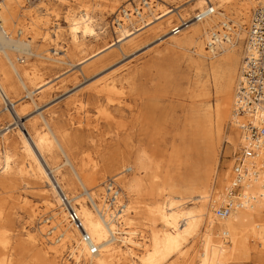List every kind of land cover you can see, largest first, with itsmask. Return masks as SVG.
<instances>
[{
	"label": "bare ground",
	"instance_id": "obj_1",
	"mask_svg": "<svg viewBox=\"0 0 264 264\" xmlns=\"http://www.w3.org/2000/svg\"><path fill=\"white\" fill-rule=\"evenodd\" d=\"M128 1L39 0L37 3L40 5L36 9L28 6L23 9L22 0L0 1V103H3L0 113L8 119L6 126L15 135L10 143L0 145V185L7 179L13 180L15 177L12 176L21 179L24 189L28 188L27 179L35 184H44L49 192L41 194L43 206L51 210L48 219L42 218L36 229H30L31 226L23 228V236L39 246L38 255L43 264H69L68 259H72L70 264H165L173 257L176 258L175 263L178 260L184 264H234L239 256H248L253 264H264V167L256 181L245 183L240 190V197H249L247 205L236 208L225 218H218L212 208L214 203H219L224 197L235 163L233 154L240 147L248 145L249 136H245L248 132L244 130V125L250 119L253 125L260 120V113L252 119V116L234 112L235 90L241 66L236 74L237 58L234 55L238 42H244L245 24L259 0H186L175 7L172 5V8L167 7V4L181 0H150L146 16L141 22H125L123 27L116 30V40L87 52L90 47L86 42L90 39L98 41L106 36L104 24L99 25L103 18L115 12V6ZM57 2L67 6L63 16L66 26L64 29L55 24V28L49 30L50 19L59 14L56 7L51 6ZM206 2L213 6V15L204 21L191 23L192 26L183 32L180 40L172 41L169 48L192 49L197 57L210 60L225 54L234 59L228 80L219 78L216 83L218 99L215 103L199 102L191 106L192 122L186 126L191 131V139L199 146L197 151L200 156L194 166L198 170L197 176L189 178L188 184L182 188V184L173 182L167 172L159 173L155 156L148 153L146 146L140 147L127 166L124 165V158L119 159V163L125 166L124 171L131 173L129 176L119 174L114 177L115 180H121V188L126 194L119 195L117 199L123 209L114 211L106 203L104 189L102 194V190L96 192L86 187L81 171H84V164L77 168L65 147L67 132L55 129L51 118L38 106L45 86L55 80L42 79L41 68L22 65L24 56H34L40 59L41 66L49 68L65 65L69 69L64 74L72 70L83 74L98 62L96 57L103 52L115 47L124 54L122 45L134 42L133 38L141 30L144 29L146 34L156 29L162 30L173 23L174 15L178 20L189 19ZM35 10L38 12L35 13ZM229 10L232 17L224 13ZM219 17L222 18L218 22L226 20L231 23L232 41L230 44H221L216 54H210L205 48L206 37L208 31L218 25L215 19ZM37 36L43 43L51 37L52 46L45 47L42 44L37 46L38 49H32ZM62 36H66L67 42ZM74 58L77 60L74 61ZM242 58L243 55L241 63ZM232 80L234 85L231 84ZM116 89L109 78H105L102 83L96 82L93 87L96 93L110 95L109 103L112 99L110 93L116 94ZM21 91H24L23 96L15 100L10 98L12 94L20 95ZM22 98L28 101L20 102L17 107L15 103ZM7 104L13 105L15 118L7 110ZM78 105L80 109L85 106L82 103ZM29 107L33 108L27 111ZM99 113L111 118L104 108ZM26 116L28 118L22 121ZM83 116L87 120L86 115ZM77 120L82 122L80 118ZM7 138L3 137L2 140L5 142ZM222 140L226 142L225 155L229 149L232 152L231 157L223 162L220 159ZM54 150H58L61 160L53 159L51 153ZM171 150L178 157L177 148L172 146ZM256 156L260 168L264 149L258 151ZM249 160V157L246 158L244 165ZM64 166L80 186V192L72 194L65 180L60 178ZM183 193L188 194V197L183 196ZM142 196L151 197L152 202L139 205L140 200L137 199ZM16 200L17 204L22 203L24 208L29 209L28 217L36 215L37 207L27 200L26 192H19ZM69 207L77 213L89 240L84 241L82 232L68 220ZM135 217L140 219L142 228L134 222ZM49 222L50 225L47 224ZM7 234V230L0 227V252L3 255L0 254V264L11 261L4 251L8 249ZM196 238L197 249L194 247L196 251L192 253L191 249L188 251L185 247Z\"/></svg>",
	"mask_w": 264,
	"mask_h": 264
},
{
	"label": "rangeland",
	"instance_id": "obj_2",
	"mask_svg": "<svg viewBox=\"0 0 264 264\" xmlns=\"http://www.w3.org/2000/svg\"><path fill=\"white\" fill-rule=\"evenodd\" d=\"M185 1H175L177 4L170 3L168 5L171 7H167L172 8V5L175 7ZM37 4L29 5L28 8L36 9L40 5ZM51 6L56 7L59 14L58 17L50 19L52 22L48 24L49 30L55 28V24H59L65 29L66 23H64L63 16L67 6L59 2ZM118 7L115 6L114 9ZM38 10H35V13ZM224 13L232 17L231 10ZM110 17L111 14L106 15L102 23H99V25L104 24L106 36L101 37L98 41L90 39L86 42L90 47L87 52L104 43L114 41L107 25ZM221 18L215 19L216 22ZM177 22V16L174 15L173 23L168 24L162 30L157 31L156 29L149 34L144 33V29L141 30L133 38L134 42L122 45L125 49L124 54L113 47L96 57L98 62L83 74L74 70L64 74L63 72L69 69L65 65L49 68L46 65L41 66L40 59L34 56L27 58L24 56L25 61L22 65H34L41 68L42 79L45 81L55 80L50 81L51 83L46 85V88L44 87L45 93L38 101V106L47 117L51 118L52 126L55 129L67 132L65 147L77 168L84 164V171H81L85 178V185L89 190L96 192L102 190L103 194L104 181L107 178H116L119 174L129 176L131 171H124V167L134 159L136 150L143 146H146L148 153L155 156L156 162H159H157L159 173L167 172L173 182L182 184V188L188 184L189 178L197 176L198 170H195L194 166L197 157L200 156L197 151L199 146L191 139V131L186 126L188 122L189 124L192 122L191 106L199 102H206L210 105L215 103L218 99L216 83L219 82V78L228 80L230 66L234 59L225 54L210 60L206 57H197L192 49H169L172 41L180 40L183 32L192 26L190 24L177 35H170V28ZM37 37L32 43V49L36 50L37 46L42 44L45 47L52 46L51 37L44 43L39 36ZM62 38L67 42L66 36H62ZM243 45V41L238 42V49L234 55L237 58L236 74L241 64ZM14 54L16 55V53ZM17 56H22V54H17ZM76 60L77 58H74V61ZM58 75L59 77L54 79ZM105 78L113 80L114 86L117 88L116 94L110 93L112 95L110 103L108 102V97L111 98L110 95L107 96L103 92L96 93L93 90L94 84L102 83ZM234 80H232V85H234ZM49 86H51L50 89H48ZM23 94L24 91H21L20 95L12 94L10 98L15 100ZM197 95L200 96L196 97ZM25 101L28 99L22 98L15 104L18 107L20 102ZM79 103L85 104V106L80 109ZM9 105L7 104L6 108L15 118L13 105H10L11 108ZM2 106L3 103H0V110ZM101 107L110 113L111 118H105L99 113ZM31 108L33 107H29L27 111ZM83 110L86 112L83 113ZM83 115H86L87 120ZM27 118L28 116L24 117L22 121ZM79 118L82 119L80 123L77 122ZM7 124L8 119L3 117V113H0V145L10 143L15 136L8 129ZM19 125L21 126L20 123ZM3 137H8L5 140L6 143L2 140ZM172 146L177 148L178 157L172 154ZM225 147L226 142L224 141L220 156L221 162L229 159L232 154L229 149L226 156ZM51 154H53L54 160L62 159L58 150L52 151ZM120 158L125 159V166L119 163ZM12 177L15 178L7 179L0 185V227L7 230L8 249L4 251L8 255V259H11L5 264H43L38 255L39 246L27 241L22 233L23 228L31 226L30 229H36L40 226L39 222L42 218L48 219L51 210L43 206L41 198L42 192H49L48 188L44 184H35L27 179L29 181L28 188L24 189L21 179L18 176ZM60 178L65 180L72 194L81 191L66 166L61 168ZM116 180L122 187L121 180L119 178ZM121 189L122 196L126 195L123 193V188ZM19 192H26L27 200L37 207L36 215L32 218L28 217V208H24L22 203L17 204L16 197ZM183 196L188 197V194L183 193ZM137 200H140L139 205L152 202V198L148 196L138 197ZM133 219L142 228L140 219L136 217ZM47 224L50 225V222ZM197 242L196 238L191 242L195 245L188 243L185 248L188 251L191 249V252L194 253L197 249ZM64 252L66 253V251ZM0 254L3 256L2 251ZM71 260L68 259L67 262L70 264ZM196 260L197 258H195ZM175 262L176 258L173 257L165 264H184L178 260L177 263ZM234 264H253V261L248 256H239Z\"/></svg>",
	"mask_w": 264,
	"mask_h": 264
},
{
	"label": "built area",
	"instance_id": "obj_3",
	"mask_svg": "<svg viewBox=\"0 0 264 264\" xmlns=\"http://www.w3.org/2000/svg\"><path fill=\"white\" fill-rule=\"evenodd\" d=\"M1 1V0H0ZM192 1V0H187ZM185 1V2H187ZM39 0H22V8L35 5ZM184 2V3H185ZM127 4V5H126ZM126 4L119 6L111 14L108 28L113 40H116L117 31L123 27L125 22L134 20L141 22L150 5V0H129ZM168 5V4H167ZM171 7V5H168ZM214 8L210 2L200 8L189 19H179L177 24L170 28L172 35L179 34L193 22H201L213 15ZM231 23L228 21L218 22L207 33L205 48L210 54H216L221 44H230L232 41ZM20 34V32H19ZM243 58L239 70L234 98V112L244 114L254 118L260 113V120L254 125L251 119L244 125V130L248 132V145L240 147L233 155L235 163L232 167V174L228 186L224 190V197L219 203L212 205L213 212L218 218L227 217L236 208L245 206L249 203L246 195L240 197V190L245 183L253 182L260 176L261 169L264 167V159L261 160L260 168L256 163L258 151L264 149V0H259L252 9L246 27V37L243 45ZM10 106V105H9ZM11 108V106H10ZM244 135V133L242 134ZM250 142V143H249ZM250 158L247 165H244L246 158ZM128 170H126L127 172ZM122 194L121 186L114 177H109L104 181V195L106 203L114 210H122L123 207L117 199ZM62 198H65L62 196ZM66 201V199L64 200ZM68 220L82 232L84 241L89 240L84 233L81 220L77 213L69 207Z\"/></svg>",
	"mask_w": 264,
	"mask_h": 264
}]
</instances>
